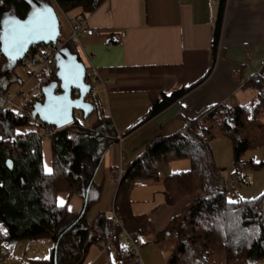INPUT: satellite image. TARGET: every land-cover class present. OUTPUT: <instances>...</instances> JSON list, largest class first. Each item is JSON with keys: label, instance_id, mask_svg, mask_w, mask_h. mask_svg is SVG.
<instances>
[{"label": "trees", "instance_id": "obj_1", "mask_svg": "<svg viewBox=\"0 0 264 264\" xmlns=\"http://www.w3.org/2000/svg\"><path fill=\"white\" fill-rule=\"evenodd\" d=\"M49 4L71 19H87L105 0H49ZM226 0L220 1L218 20L214 30L212 52L219 48ZM31 5L27 0H0V22L6 13L25 19ZM59 41H61L59 39ZM110 43H116L111 39ZM65 47L81 60L77 43L68 40ZM41 53L31 48L24 61L15 67L0 52V94L6 95L12 83L19 81L17 68L34 60ZM41 60V59H40ZM214 64V63H213ZM54 67L57 68L55 61ZM213 66L208 74L211 73ZM198 83L163 94L150 108L148 121L178 102L201 84ZM41 81L57 80L40 71ZM247 86L256 97L247 104L225 102L210 110L202 119L191 121L186 132L153 141L144 154L124 173L117 183L112 212L126 226L138 227L147 234L153 230L150 216L135 215L131 193L138 182L158 183L163 169L172 162L188 160L190 169L173 172L163 178V195L168 206L187 201L181 213L174 217L160 233L156 243L169 238L173 251L167 264H264V194L257 199L230 202L225 189H218L216 167L210 143L222 138L232 145L234 174L242 184L245 169H264V162L243 160L251 149L264 148V67ZM41 93L25 102L24 107L33 114ZM74 90L72 98L77 99ZM94 106L95 122L86 127L75 121L64 129H55L52 137V172L46 174L43 166L42 139L30 124L28 114L20 115L3 109L0 97V242L15 245L20 240L48 239L53 243L48 259L38 264H83L91 246L107 242L113 216L106 218L103 232L99 219L89 224L88 214L101 197L102 186L95 177L106 152L119 142L118 133L108 115L99 109V99L92 91L86 97ZM96 112H98L96 114ZM80 116V115H79ZM82 117V115L80 116ZM87 118V119H88ZM11 163V166L8 163ZM66 192L83 198L79 213L73 214L57 203V195ZM120 264H131L134 255L121 241L115 242ZM224 254L218 262L217 255ZM36 263V264H37Z\"/></svg>", "mask_w": 264, "mask_h": 264}, {"label": "crops", "instance_id": "obj_2", "mask_svg": "<svg viewBox=\"0 0 264 264\" xmlns=\"http://www.w3.org/2000/svg\"><path fill=\"white\" fill-rule=\"evenodd\" d=\"M220 1L105 0L84 19L96 34L82 36L77 50L79 56L82 55L81 61L86 62L87 69L93 73L88 77L93 96L99 99V111L110 117L122 138L106 152L96 174L95 183L102 186V193L88 214L89 224L94 225L102 215L110 219L107 211H111L112 218L118 171L129 169L153 141L183 132L191 121L204 118L210 110L227 101L241 104L239 96L247 95L251 89L247 83L263 69L264 0H226L219 48L214 57L212 41ZM68 27L71 31L69 24ZM111 39L116 43H110ZM60 40L66 41L61 37ZM207 74L208 77L189 94L144 122L152 105L163 94L190 87ZM15 103L21 105L22 100L16 97ZM96 118L95 114L88 118L91 121L86 127H90ZM215 140L210 143L211 150ZM42 156L44 171L50 174L52 149L49 139L42 140ZM245 162L261 163L264 160ZM171 171L165 168L158 183L173 173ZM235 177L231 181L241 189V196L229 194L230 202L254 200L264 194L263 189L255 198L246 196L241 187L244 184ZM141 183L156 184L152 181ZM243 183H247V189L251 188L247 175ZM57 203L77 214L82 209L83 198L60 192ZM185 204L187 201L175 206L161 203L152 215H148L153 230L147 234L142 232L143 237L148 236L161 251L152 260L144 247L140 256L145 264L161 263V258L167 264L173 243L170 239L168 245L167 239L160 243L156 240ZM104 254L96 253L87 263L98 264ZM0 264H6L3 257Z\"/></svg>", "mask_w": 264, "mask_h": 264}, {"label": "rangeland", "instance_id": "obj_3", "mask_svg": "<svg viewBox=\"0 0 264 264\" xmlns=\"http://www.w3.org/2000/svg\"><path fill=\"white\" fill-rule=\"evenodd\" d=\"M27 1L32 3L33 8L38 11L45 9L46 6L52 7L56 11V14L59 18L61 39L66 40L67 38H69L71 31L69 30L67 20L71 19V14L62 13L57 7H55V5H49V2L46 0H43L39 3L34 0ZM78 53H80L79 50ZM80 58L83 60L81 54ZM40 59V56H36L33 61L28 60L26 64L21 65L17 68V73L19 74L20 80L12 83L8 88V92L6 94L14 97L22 87L26 96L31 100L39 94L38 77L34 76V74L40 69V66L35 63V61H40ZM84 64L86 65V67H88L86 62H84ZM87 74L89 76L93 75L91 69L87 70ZM239 97V99L241 100V104H247L256 97V92L252 89H248L247 95L244 94ZM75 116L76 119L85 126L88 125L91 119H93L91 118L90 120H88L83 119V117H80L79 115ZM212 154L216 166L220 169L219 175L217 177L218 183L224 182L227 196L229 194L231 196H241V189L238 186H234L231 181V179L235 180L236 177L233 173V154L230 141L222 138H217L212 144ZM243 159L245 161H249L250 159H254L256 161L264 160V148L251 149L247 151L244 154ZM190 166L191 165L188 160H178L172 162L166 168H170V170H172L171 172H180L190 169ZM243 173L244 175H247V179L251 182V188L247 189L245 187L246 185L240 186L242 187V189H245L244 191L246 192V196L250 195L251 198H255V195L264 189V169H260L257 171L245 169ZM131 200L133 202L132 209L135 215H152L155 210L161 205V203H165L162 183L142 184L141 182H138L132 190ZM107 217L111 218V211H107ZM147 237L148 236L143 237L142 234L139 238V250L143 251L144 247H147L149 257L153 260L155 259V255L159 253L158 251H161V247L154 244L153 241H149ZM120 239L122 240V235L120 236ZM166 239V244L168 245L170 242L169 236ZM105 244L106 242H100L96 245H93L86 256V259L84 261L85 263L83 264H88L87 262L93 259L94 255L96 253L98 254L100 251L105 254L102 258L103 260H101L98 264H119L117 260L115 244H113L112 247L108 250V253L107 251H104L106 247ZM167 245H165L164 247H167ZM52 247L53 243L48 239H41L38 241L20 240L13 246L9 245L7 241H1L0 258L2 259L3 257V262L6 264H36L38 261H43L49 258L50 250ZM166 249L167 248H164V250ZM217 256L218 257L216 258V260L218 262L221 263L224 261V254H219ZM157 264H166V262L164 263V260H162L161 258V263L157 262Z\"/></svg>", "mask_w": 264, "mask_h": 264}, {"label": "water", "instance_id": "obj_4", "mask_svg": "<svg viewBox=\"0 0 264 264\" xmlns=\"http://www.w3.org/2000/svg\"><path fill=\"white\" fill-rule=\"evenodd\" d=\"M30 5V13L25 19H19L12 13H6L1 18L0 52L12 68L26 59L32 47L56 45L60 39L56 11L50 6L38 11L32 3ZM56 63L57 80L42 88L44 102L34 106L32 115L56 129H64L75 121V115L81 114L83 119H87L94 112V106L86 98L92 91V84L89 83L86 65L66 47L57 53ZM74 90L79 91L77 99L72 98ZM8 164L11 166L10 162ZM105 227L106 216L102 215L99 228L104 232ZM169 235L170 232L167 233Z\"/></svg>", "mask_w": 264, "mask_h": 264}, {"label": "built area", "instance_id": "obj_5", "mask_svg": "<svg viewBox=\"0 0 264 264\" xmlns=\"http://www.w3.org/2000/svg\"><path fill=\"white\" fill-rule=\"evenodd\" d=\"M68 24L71 29V36L68 40L73 39L77 45H79L80 38L84 35L86 36H93L96 34V31L88 27L85 20H77V19H68ZM58 41L56 45L49 44V45H37L32 48H37L41 55V60L37 61V64L40 66L38 72L34 74V76H38L40 71H44L48 76H56L58 73V69L54 67L56 61L57 53L62 50L67 41ZM51 82L50 80L41 81L39 85V92L41 93V97L37 99L38 103L44 102V96L42 94V88L49 85ZM0 97L3 99V109L8 108L10 110L16 111L20 115L28 114L29 122L38 130V136L44 140L49 139L51 140L55 134V129L50 125L44 123L38 117H33L32 113L28 111L24 104L26 102L27 96L23 91V87L16 93L14 97L6 94H0ZM16 97H19L22 100V104L18 105L15 103ZM81 115V114H78ZM186 132V130H184ZM121 137L118 136V140L121 141ZM125 171L120 170L116 173L115 178L118 183L121 182L123 179ZM218 189L220 191L225 189L224 182L218 183ZM122 235V240L120 236ZM142 235V231L138 227L134 226H126L123 221L113 214V223L111 229L109 231L108 239L106 242V247L104 251H108L113 244L117 241H121L125 246L129 248V250L133 253L134 258L131 264H145L143 259L140 256V240L139 238Z\"/></svg>", "mask_w": 264, "mask_h": 264}, {"label": "clouds", "instance_id": "obj_6", "mask_svg": "<svg viewBox=\"0 0 264 264\" xmlns=\"http://www.w3.org/2000/svg\"><path fill=\"white\" fill-rule=\"evenodd\" d=\"M76 117V116H75Z\"/></svg>", "mask_w": 264, "mask_h": 264}]
</instances>
